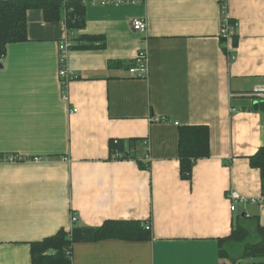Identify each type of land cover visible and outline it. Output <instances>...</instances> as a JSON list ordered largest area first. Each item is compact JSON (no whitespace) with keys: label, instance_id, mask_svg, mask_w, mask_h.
Listing matches in <instances>:
<instances>
[{"label":"crops","instance_id":"crops-1","mask_svg":"<svg viewBox=\"0 0 264 264\" xmlns=\"http://www.w3.org/2000/svg\"><path fill=\"white\" fill-rule=\"evenodd\" d=\"M83 1L67 100L58 79L63 20L30 10L27 41L8 45L0 63V264H30V243L69 231L71 213L78 227L150 224L148 240L75 243L72 264H220L217 240L236 221L256 217L264 227V200L231 212L227 199L263 194L249 158L264 142V110L242 95L264 87V0H227L238 23L230 62L219 0ZM133 19L145 21L144 33ZM140 50L147 75L134 78ZM184 126L209 130V156L189 180L179 171ZM114 140L140 141L134 158L113 159Z\"/></svg>","mask_w":264,"mask_h":264},{"label":"trees","instance_id":"trees-1","mask_svg":"<svg viewBox=\"0 0 264 264\" xmlns=\"http://www.w3.org/2000/svg\"><path fill=\"white\" fill-rule=\"evenodd\" d=\"M85 8L86 4L83 0H0V63L8 45L27 41V13L30 10L41 11L43 19L47 22L63 20L72 39L74 32L84 28ZM81 39L94 42L92 37H81ZM139 142L138 140H118L114 144L111 141V155L114 151H118L125 154L122 159L134 158V151L130 153L129 150L136 149ZM208 156V128L206 126L180 127L178 160L181 178L189 180L196 161ZM142 163L141 166L146 165ZM249 164L260 172L264 193V142L255 155L249 158ZM75 224L76 222L69 231L61 229L52 236L31 242L30 264H72L73 245L78 242H93L109 238L128 241L150 238V229H146L148 223L108 221L97 228L78 227ZM217 246L220 264H224V261L231 264L241 261L245 264H264V227L259 224L256 217L243 216L233 225L228 237L217 240Z\"/></svg>","mask_w":264,"mask_h":264},{"label":"built area","instance_id":"built-area-1","mask_svg":"<svg viewBox=\"0 0 264 264\" xmlns=\"http://www.w3.org/2000/svg\"><path fill=\"white\" fill-rule=\"evenodd\" d=\"M139 0H116V1H101V4H110L115 5L126 4V5H135L139 3ZM220 4V29H219V40L221 41L222 50L225 53L228 62L235 60L234 54V44L233 40L238 28V23L233 21L227 11V0H219ZM131 26L135 32L144 33L146 30V23L143 19H133ZM70 35L67 32L63 41L58 45V79L61 87L62 98L67 100V92L69 84L75 79L74 73L67 66V53L70 50L72 43L70 40ZM129 74L134 77H145L147 75V61L146 55L143 50L138 51L134 57V66L129 69ZM242 96L257 98L260 99L264 104V87L256 88L252 93L245 94ZM75 112V110H73ZM114 144L117 143L116 140L113 141ZM143 146L146 150V155L143 159L144 163L149 161V146L147 140L143 141ZM132 153L133 150H129ZM124 153L114 151L111 155L113 159H122L124 158ZM12 158H10L11 160ZM227 199L230 202V211L234 212L239 205V203L250 201L252 203H257L264 200V193L258 199H245L241 197L238 193L230 191L227 194ZM77 221V217L71 213L70 215V224L71 226ZM146 229H150V224L148 223ZM224 264H231L228 261H224ZM233 264H245V262H237Z\"/></svg>","mask_w":264,"mask_h":264},{"label":"water","instance_id":"water-1","mask_svg":"<svg viewBox=\"0 0 264 264\" xmlns=\"http://www.w3.org/2000/svg\"><path fill=\"white\" fill-rule=\"evenodd\" d=\"M0 67H1V64H0ZM257 106H258V108H259L260 110H264V104H263V102L257 104ZM257 106L255 105V109H257Z\"/></svg>","mask_w":264,"mask_h":264}]
</instances>
